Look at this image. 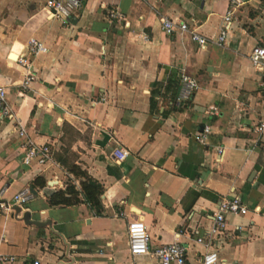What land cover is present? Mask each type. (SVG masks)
I'll return each mask as SVG.
<instances>
[{
	"label": "crops",
	"instance_id": "1",
	"mask_svg": "<svg viewBox=\"0 0 264 264\" xmlns=\"http://www.w3.org/2000/svg\"><path fill=\"white\" fill-rule=\"evenodd\" d=\"M44 2L0 0V85L11 112L0 117V189L5 199L31 193L0 211V264H155L127 250L134 219L150 251L178 234L185 264H201L207 250L226 263L264 264V128L256 130L264 94L248 58L264 47V0L234 9L222 45L211 40L228 0H80L64 25ZM110 9L123 20L109 21ZM161 18L186 22L206 44L178 29L165 34ZM29 37L46 50L30 59L24 87L15 57ZM181 74L197 85L186 100L178 99ZM203 125L210 132L200 145L192 135ZM26 141L46 144L49 159L24 164ZM115 146L127 151L121 161ZM72 165L102 186L99 215L86 203H47L70 181L78 188ZM230 196L246 212L227 216L208 248L196 243Z\"/></svg>",
	"mask_w": 264,
	"mask_h": 264
},
{
	"label": "built area",
	"instance_id": "2",
	"mask_svg": "<svg viewBox=\"0 0 264 264\" xmlns=\"http://www.w3.org/2000/svg\"><path fill=\"white\" fill-rule=\"evenodd\" d=\"M242 3L243 0H228V8L221 18L219 33L214 40H211L214 44L222 45L224 43L225 34L229 29L233 11ZM79 5L80 0H45L44 10L47 15L57 19L64 25L77 11ZM107 18L109 21L123 20L122 15L116 9L108 10ZM160 28L168 35L175 29H178L180 32H188L190 40L195 42L199 47H203L207 42L204 36L189 29L186 22L174 23L171 19L161 18ZM45 50L46 48L40 41L29 37L21 52L16 55L15 62L22 69V86L26 87L33 79L34 71L31 68L30 59ZM248 58L251 65L258 71V90L261 94H264V47L259 45L253 46ZM179 85L178 99L182 100L188 99L191 93L197 88L196 82L184 74H181L179 77ZM5 101V88L0 85V117L5 116L10 118L11 112ZM210 110L209 113L215 112L214 108ZM263 128L264 121H260L256 130L260 131ZM209 132V125H203L193 133L192 138L196 143L204 145ZM18 133L19 135L23 134V129L20 128ZM24 145L21 159L24 164H30L31 161H34L37 165H42L49 159L50 152L46 144L35 145L34 143L26 141ZM216 151L217 153H221V149L219 148ZM126 155L127 151L120 146L113 147L111 151V156L115 161L123 160ZM1 194L2 189H0V211L8 209L12 205H23L31 198V193L27 188L14 193L9 199L3 198ZM246 210L245 205L237 196L219 199L212 214L211 225L204 235L195 237V242L203 244L208 248L211 242L217 241L223 234L227 216L244 214ZM177 236L178 234H175V238L171 242L160 244L150 251L147 248L148 235L142 221L140 219H134L127 222L126 225V244L129 254L132 257L149 254L155 260V264H185L187 247L176 240ZM4 259L7 260L8 258ZM0 260H3L1 256ZM201 264H241V262L239 260H232L226 263L217 256L215 250H207L201 255Z\"/></svg>",
	"mask_w": 264,
	"mask_h": 264
},
{
	"label": "trees",
	"instance_id": "3",
	"mask_svg": "<svg viewBox=\"0 0 264 264\" xmlns=\"http://www.w3.org/2000/svg\"><path fill=\"white\" fill-rule=\"evenodd\" d=\"M69 173L74 178H79L78 188L70 181L62 190L52 192L47 197V203L50 206H70L77 203H86L96 215H99L102 208L99 201L102 186L75 165L69 168ZM34 183L42 185L43 180L36 178Z\"/></svg>",
	"mask_w": 264,
	"mask_h": 264
},
{
	"label": "bare ground",
	"instance_id": "4",
	"mask_svg": "<svg viewBox=\"0 0 264 264\" xmlns=\"http://www.w3.org/2000/svg\"><path fill=\"white\" fill-rule=\"evenodd\" d=\"M18 210V209H17Z\"/></svg>",
	"mask_w": 264,
	"mask_h": 264
}]
</instances>
